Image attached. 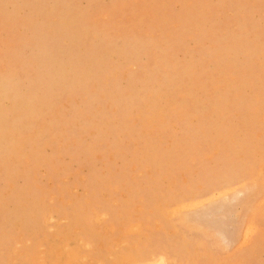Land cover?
Returning a JSON list of instances; mask_svg holds the SVG:
<instances>
[{"label": "rangeland", "instance_id": "374dc122", "mask_svg": "<svg viewBox=\"0 0 264 264\" xmlns=\"http://www.w3.org/2000/svg\"><path fill=\"white\" fill-rule=\"evenodd\" d=\"M263 198L264 0H0V264H264Z\"/></svg>", "mask_w": 264, "mask_h": 264}, {"label": "bare ground", "instance_id": "6f19581e", "mask_svg": "<svg viewBox=\"0 0 264 264\" xmlns=\"http://www.w3.org/2000/svg\"><path fill=\"white\" fill-rule=\"evenodd\" d=\"M68 100V99H67ZM164 121V120H163ZM44 124V123H43ZM46 147V146H45ZM41 173H43V172H41ZM81 179V178H80ZM238 186V185H237ZM75 190V189H74ZM114 190V189H113ZM225 192H223L222 194H224ZM227 193V192H226ZM220 195H222L221 193H219ZM219 194H217V196L219 195ZM61 196V195H60ZM215 197H216V195H214ZM212 197L211 198V196H210V200H213L215 197ZM218 198V197H217ZM264 199V198H263ZM201 204V202L198 204V205H195V206H199ZM188 208V207H187ZM71 214V213H70ZM96 214H94V216H95ZM101 214H99V215H96V217H94V218H96L95 219V221H96V223L97 224H101L102 223V218L104 217V215H102L103 217H101L100 216ZM48 216V215H47ZM252 216H253V214H252ZM186 217V216H185ZM52 223H53V218H52V216H49V217H47L46 218V224H47V226L49 227L50 225H52ZM252 225H253V223H252ZM136 227V226H135ZM49 229H51V228H49ZM52 230V229H51ZM50 230V231H51ZM75 230V229H74ZM135 230H136V228H135ZM76 231V230H75ZM105 231V230H104ZM134 231V230H133ZM254 233V229L251 227V228H248L247 229V232L245 233V236H244V242H247V240H249V238H250V235H252ZM20 236V235H19ZM111 236V235H110ZM224 238H225V236H224ZM43 240H47V239H43ZM226 240V239H225ZM81 241V240H80ZM223 241V240H222ZM231 241V240H230ZM26 243V242H25ZM25 243H24V245H25ZM248 243V242H247ZM82 246V245H81ZM39 247V246H38ZM36 248V249H41V248ZM82 247H84L85 248V245L83 244V246ZM86 247H87V245H86ZM48 248H49V246H48ZM64 248V249H63ZM63 248L61 247V249H60V251L59 250H56L57 252H59L58 253V255H57V257H60L59 258V261L60 260H62V261H70L72 258H71V256H70V254H69V245L67 244V245H63ZM69 248V249H68ZM88 248V247H87ZM239 248V247H238ZM49 250V249H48ZM24 252V251H23ZM94 252V251H93ZM162 253V252H161ZM14 254H16V253H14ZM47 253L44 251V250H40L39 251V255H36L37 256V260L36 261H39V264H42L43 263V261H46L45 260V255H46ZM55 254H56V252H55ZM49 255V254H48ZM15 256H17V255H15ZM166 256V255H165ZM73 257V256H72ZM83 257V256H82ZM48 258V257H47ZM150 258H151V256H150ZM153 258V257H152ZM162 258V259H161ZM159 257V258H157L156 257V259L154 260V261H152V262H154V263H149V264H164V262H166L165 261V259H163L164 257ZM117 259V258H116ZM129 259V258H128ZM140 259V258H139ZM148 259H149V257H148ZM167 260V259H166ZM170 260V259H169ZM169 260H167V261H169ZM31 261H33V260H31ZM56 261H58V260H56ZM81 261V260H80ZM175 262V261H174ZM134 263H136V262H134ZM170 263V262H169ZM133 264V263H132ZM141 264H143V263H141ZM146 264H148V263H146ZM173 264V263H172Z\"/></svg>", "mask_w": 264, "mask_h": 264}]
</instances>
